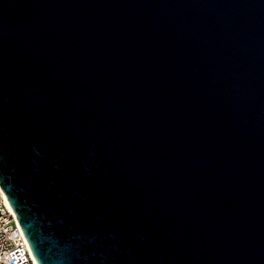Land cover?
<instances>
[{"label": "water", "instance_id": "obj_1", "mask_svg": "<svg viewBox=\"0 0 264 264\" xmlns=\"http://www.w3.org/2000/svg\"><path fill=\"white\" fill-rule=\"evenodd\" d=\"M0 186L38 264H264V0H0Z\"/></svg>", "mask_w": 264, "mask_h": 264}, {"label": "built area", "instance_id": "obj_2", "mask_svg": "<svg viewBox=\"0 0 264 264\" xmlns=\"http://www.w3.org/2000/svg\"><path fill=\"white\" fill-rule=\"evenodd\" d=\"M0 264H38L0 188Z\"/></svg>", "mask_w": 264, "mask_h": 264}, {"label": "bare ground", "instance_id": "obj_3", "mask_svg": "<svg viewBox=\"0 0 264 264\" xmlns=\"http://www.w3.org/2000/svg\"><path fill=\"white\" fill-rule=\"evenodd\" d=\"M0 188H1V186H0ZM1 190H2V188H1ZM3 191V190H2ZM4 196H5V198H6V200H7V203H8V205H9V207L11 208V210H13L12 209V207H11V205H10V203H9V201H8V199H7V197H6V195H5V193H4ZM13 212H14V210H13ZM15 213V212H14ZM16 214V213H15Z\"/></svg>", "mask_w": 264, "mask_h": 264}]
</instances>
